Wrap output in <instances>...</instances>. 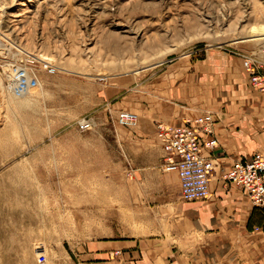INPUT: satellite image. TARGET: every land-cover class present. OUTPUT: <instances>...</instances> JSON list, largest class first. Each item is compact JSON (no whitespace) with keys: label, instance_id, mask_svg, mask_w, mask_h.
Returning <instances> with one entry per match:
<instances>
[{"label":"rangeland","instance_id":"374dc122","mask_svg":"<svg viewBox=\"0 0 264 264\" xmlns=\"http://www.w3.org/2000/svg\"><path fill=\"white\" fill-rule=\"evenodd\" d=\"M11 2L0 0V264H35L38 252L90 263L84 252L105 241L159 238L150 195L162 169L118 140L150 92L257 51L264 0ZM122 111L134 126L117 124Z\"/></svg>","mask_w":264,"mask_h":264},{"label":"crops","instance_id":"0c3cea01","mask_svg":"<svg viewBox=\"0 0 264 264\" xmlns=\"http://www.w3.org/2000/svg\"><path fill=\"white\" fill-rule=\"evenodd\" d=\"M209 65L182 73L173 90L150 92L153 98L139 112L138 127L118 143L139 163L151 154L161 168L155 124L181 126L212 114L218 145L212 151L211 198L182 201L176 173L162 170L150 195L162 219L159 238L105 241L84 252L90 263L71 259L72 264H264V210L253 208L244 192L221 179L234 160L264 157V95L249 86L239 58L215 57ZM163 78L156 81L168 83Z\"/></svg>","mask_w":264,"mask_h":264},{"label":"built area","instance_id":"2783aa9c","mask_svg":"<svg viewBox=\"0 0 264 264\" xmlns=\"http://www.w3.org/2000/svg\"><path fill=\"white\" fill-rule=\"evenodd\" d=\"M237 56L246 74L249 86L264 95V44L257 51L238 53ZM41 67L52 73L50 65L42 61ZM117 124L124 127L134 126L137 116L120 112ZM92 119L77 124L84 132L93 126ZM214 119L205 113L181 126L155 124V137L163 153L161 168L165 172L176 173L179 182V196L184 202L205 201L209 198V180L215 168L212 151L218 143L213 136ZM230 169L221 174V179L234 185L246 194L251 206L264 210V157L255 154L247 161L234 160ZM258 230L257 228L254 229ZM35 264H48L44 253L38 252Z\"/></svg>","mask_w":264,"mask_h":264},{"label":"bare ground","instance_id":"6f19581e","mask_svg":"<svg viewBox=\"0 0 264 264\" xmlns=\"http://www.w3.org/2000/svg\"><path fill=\"white\" fill-rule=\"evenodd\" d=\"M12 2H11V4L6 8V9H11V10H13V11H17V8L18 7H24L25 6V3H24V0H11ZM97 1H100V0H97ZM6 7V6H5ZM88 8V7H87ZM5 9V8H4ZM10 10V11H11ZM9 11V10H8ZM9 11V12H10ZM91 11V10H90ZM5 12V11H4ZM12 12V11H11ZM17 21V20H16ZM109 23V22H108ZM119 23V22H118ZM117 27V26H116ZM9 28V27H8ZM131 28V27H130ZM129 29V28H128ZM9 30V29H8ZM13 31V30H12ZM133 31V30H132ZM122 33H125V32H122ZM136 35V34H135ZM122 36V35H121ZM134 37V36H133ZM5 45V44H4ZM21 74V73H20ZM19 77V76H18ZM21 77V76H20ZM18 80V78H14L13 79V83L11 84L12 85V92L13 93H18L19 95L21 94V93H19V92H17L18 90H16V88L17 87H19L20 85H18L19 84V82L17 81ZM31 84V83H30ZM20 88V87H19ZM20 90H23V89H20ZM24 91V90H23ZM25 92V91H24Z\"/></svg>","mask_w":264,"mask_h":264}]
</instances>
